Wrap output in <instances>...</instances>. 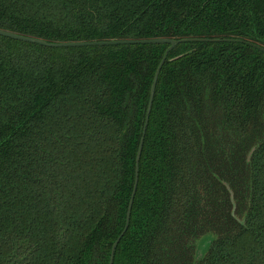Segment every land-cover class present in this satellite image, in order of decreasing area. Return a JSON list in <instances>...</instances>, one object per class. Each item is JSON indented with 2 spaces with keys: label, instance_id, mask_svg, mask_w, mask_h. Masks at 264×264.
Masks as SVG:
<instances>
[{
  "label": "trees",
  "instance_id": "16d2710c",
  "mask_svg": "<svg viewBox=\"0 0 264 264\" xmlns=\"http://www.w3.org/2000/svg\"><path fill=\"white\" fill-rule=\"evenodd\" d=\"M0 30L217 40L167 55L112 264H264V0H0ZM167 48L0 36V264L109 263Z\"/></svg>",
  "mask_w": 264,
  "mask_h": 264
},
{
  "label": "water",
  "instance_id": "95a60500",
  "mask_svg": "<svg viewBox=\"0 0 264 264\" xmlns=\"http://www.w3.org/2000/svg\"><path fill=\"white\" fill-rule=\"evenodd\" d=\"M0 36L6 37L12 40L16 41H21V42H26V43H31V44H37L43 47L47 48H69V47H92V46H115V45H158V44H166L168 45V48L166 49L164 55L162 56L156 71L154 73L152 83L150 86V92H149V100L147 104V109H146V114H145V120H144V125L141 133V138L140 142L138 145V149L136 152V158H135V175H134V183H133V188L132 192L130 195V199L128 202L127 210H126V215H125V224L122 232L118 236V238L115 240V242L112 244L111 251H110V256H109V263H113V258H114V253L116 250V247L120 241V239L123 237L125 234L128 225H129V220H130V213H131V208L135 196V192L137 189V184H138V165H139V160L141 156V151L143 147V141L144 137L146 134V129L148 125V120H149V115L151 112V107H152V102H153V97H154V92H155V87L157 83V79L159 76V73L161 71V68L167 58L168 53L174 49L178 44L183 43V42H189V41H217V40H199V39H183V40H170V39H151V40H112V41H96V42H81V43H48L46 41L36 39V38H31V37H24L20 36L17 34H14L12 32L0 30ZM205 244H202L200 247V250L203 248Z\"/></svg>",
  "mask_w": 264,
  "mask_h": 264
},
{
  "label": "rangeland",
  "instance_id": "374dc122",
  "mask_svg": "<svg viewBox=\"0 0 264 264\" xmlns=\"http://www.w3.org/2000/svg\"><path fill=\"white\" fill-rule=\"evenodd\" d=\"M202 244H203V242H202V243L200 244V246H199V249H198L199 252L203 249V248H202V249L200 250V247L202 246Z\"/></svg>",
  "mask_w": 264,
  "mask_h": 264
}]
</instances>
